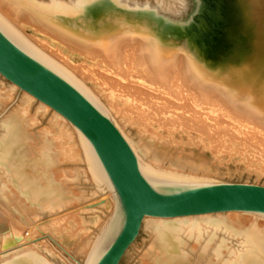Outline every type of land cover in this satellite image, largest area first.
Instances as JSON below:
<instances>
[{
	"label": "bare ground",
	"instance_id": "1",
	"mask_svg": "<svg viewBox=\"0 0 264 264\" xmlns=\"http://www.w3.org/2000/svg\"><path fill=\"white\" fill-rule=\"evenodd\" d=\"M209 1L212 22L209 32L211 29L218 32L210 39L216 46L210 48L201 43L203 35L200 36L198 25L187 35L183 33L184 38L177 37L165 25L160 26L149 7L129 6L122 0L51 1L47 5L30 0H0L1 12L17 26L30 27L65 48L70 58L81 60L80 73L86 71L88 76L83 77L98 86V96L106 101L109 110L69 70L35 47L1 16L0 28L19 47L74 84L104 114L112 116L113 119L109 118L128 141L142 173L151 183L162 186L197 182L243 167L264 171V0ZM11 85L22 93L16 109L18 116L24 119L36 99L39 104L36 112L50 109L53 114L50 138L36 143L19 135L21 124L13 121L12 114L4 119L6 133L0 136V173L15 195L10 196L13 190H6L5 185L1 205L15 198L32 209L52 213L62 210L69 197L62 192L59 180L68 176L65 169L57 173L54 161L81 160L79 146L94 181L111 190L82 135L76 130L78 144L70 123L62 115L17 84ZM6 95L9 97L10 93ZM24 121L27 125V120ZM131 130L132 138L125 133ZM9 131L16 136L9 135ZM51 152L53 155H49ZM233 158L238 163L232 170ZM165 160L167 166L163 164ZM74 171L73 180H79L81 172L77 167ZM83 196L81 192L76 199ZM113 198L116 209V195ZM99 202L100 210L112 211V200ZM100 210L80 206L76 219L63 232L64 241H68L73 226L90 229L97 224ZM10 214L9 210L2 212V217L11 220ZM212 214L215 216H209ZM233 215L246 218L248 223L231 222L228 216ZM257 215L261 214L227 211L175 218L145 217L142 223L148 230L156 231L145 254L153 256V264L173 263L182 244L178 233L182 219L204 223L217 218L226 221L231 234L239 235L246 245V252L232 264H264V224L260 228L256 225ZM117 225L115 218L105 227L84 264L96 261ZM19 228L14 227L5 235L0 232V249L17 243ZM46 235L74 264H83L51 235ZM219 254V250L215 251V255ZM17 260L24 264L45 262L36 250L21 254Z\"/></svg>",
	"mask_w": 264,
	"mask_h": 264
},
{
	"label": "rangeland",
	"instance_id": "2",
	"mask_svg": "<svg viewBox=\"0 0 264 264\" xmlns=\"http://www.w3.org/2000/svg\"><path fill=\"white\" fill-rule=\"evenodd\" d=\"M30 1L39 5H47L51 1H57L60 3L72 2V0ZM209 2V0H122V3L129 6L149 7V11H151L157 22H160V26L164 27L165 25V28L170 31L172 30L176 36L178 34L177 37L182 36V38H184V35H182L183 33L187 35V32H190L194 26L196 27V25H198L200 27L198 28L200 30V36L203 35L201 43L208 46V48L216 46L212 40V42H210V39L218 34V32H213L212 29L209 32V29L212 26V22L209 21ZM0 16L8 21L18 33L23 35V37L30 41L35 47L69 70L91 91V93H93V95H96L94 96L98 98L100 105L103 106L105 110H109L106 101L98 96L99 93L96 90L98 86L93 84L88 77H83L87 75L86 71H81L82 74L80 73L82 64L81 60L70 58L65 48L56 45L53 41L46 40L30 27H24L22 25L20 27L17 26L9 19V17L4 15L1 10ZM204 28L206 29L207 32L205 31V33L207 34L204 33ZM207 38H209V40ZM42 46L45 48H42ZM70 66H73L75 70H71L72 68ZM12 89L11 82L0 75V136L5 135L6 133H4V119L12 114L13 121H18L21 124V127L18 129H20L19 135L23 137V139L34 141L36 143L41 139L50 138V119L53 112L50 109L36 112L37 107L39 106L36 99L31 103L29 110L23 119L16 114V109L21 102V90L13 89L14 91H11ZM8 92L10 93L9 97L6 95ZM35 113L37 114L35 115ZM109 117L113 119L110 114ZM24 120H27V125ZM69 125L71 131L74 133L77 143L79 144L76 129L71 124ZM132 131L133 130L130 131L131 133L125 131V133L132 138L134 137ZM8 134L16 136L15 133H12L11 131H9ZM51 134L53 135L54 133L51 132ZM77 149L81 154V160L79 159L74 163L57 160L54 161L56 162L55 169L57 173L58 171L65 169L66 175L68 176L65 180H59V183L63 188L62 192L67 194L69 199H66L65 207L62 210H59L58 213L47 212L36 208L32 209L26 202L23 203L21 200L16 201L15 198L6 202L5 206H3L1 205L3 200L0 198V232L5 235L14 227H20V235L16 239L17 243L10 246H3L0 249V264H24L19 262L17 258L21 254L31 250L38 251L40 257L45 261L43 264H74L69 255L62 251L52 239L47 237L46 234L51 235L56 242L63 245L65 250L77 258L81 263H85L95 242L102 235L104 232L103 230L106 229L105 227L109 224L108 222L113 213L115 204L113 192L104 183L101 184L94 181L84 161L82 148L79 146ZM49 155H53V153L51 152ZM51 157L54 158L53 156ZM235 159L236 158H233L234 161L231 162L232 170L234 167L233 165L238 163V160L236 161ZM163 164L167 166L168 161L165 160ZM76 167L77 170L81 172L79 180H73L75 176L74 168ZM166 171L170 172L168 169H166ZM56 176L61 178L62 175L60 176L57 174ZM3 177V174L0 173V195L1 190L3 188L5 189V185L6 190H13L10 187H7V183L4 182L5 180ZM197 182H241L264 186V171L258 170L254 167H243L238 170L230 171L228 174L212 175L210 176V179H199ZM81 192L84 196L80 200H77L76 197H79ZM13 195H15L14 190L10 193V196ZM107 195L109 198H107ZM102 199L106 200V202L109 200L111 202L112 200L113 208L111 212H107L106 209L100 210V206L102 205L99 201ZM80 206H93V208L99 209V221L90 229L84 226L75 229L76 227L73 226L71 231L69 230L72 233L68 234L70 237L68 241L65 242L63 239V232L66 230V226L72 224L73 220L76 219L74 216L77 214L76 211ZM8 210L11 213L9 216L11 220L2 217V212H8ZM209 216L215 215L212 214ZM257 216L259 217L255 218L254 221L260 228V226L264 224V216ZM228 217L231 222H235L239 225H246V223H248L246 218L238 217V215ZM182 220V226H178L180 228L178 233L182 242L181 248L178 250L177 260L170 264H232L238 255H242L247 250L245 248L246 245L243 240L240 239V236L231 234V230L225 226L224 223L226 221L217 218L211 219L212 221H202L204 223H199L200 220H198L199 222H195L194 219L192 221L186 219V221L184 219ZM77 221L78 220H76V222ZM76 226L81 227L82 225L77 224ZM154 232L156 231L148 230L145 224L142 223L137 238L127 248L118 264H153V256L146 255L145 251L148 250L153 241L155 235ZM37 237L43 238L35 239ZM26 248L28 250H25ZM217 250L220 251L219 255H215V251Z\"/></svg>",
	"mask_w": 264,
	"mask_h": 264
},
{
	"label": "water",
	"instance_id": "3",
	"mask_svg": "<svg viewBox=\"0 0 264 264\" xmlns=\"http://www.w3.org/2000/svg\"><path fill=\"white\" fill-rule=\"evenodd\" d=\"M0 73L62 115L88 142L117 197L108 223L118 225L93 264H118L145 217L240 211L264 215V186L185 182L157 186L115 123L74 84L19 47L0 28ZM107 223V224H108Z\"/></svg>",
	"mask_w": 264,
	"mask_h": 264
}]
</instances>
